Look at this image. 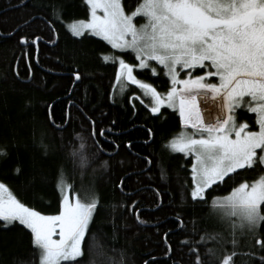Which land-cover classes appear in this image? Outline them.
Wrapping results in <instances>:
<instances>
[{"label":"snow or ice","instance_id":"obj_1","mask_svg":"<svg viewBox=\"0 0 264 264\" xmlns=\"http://www.w3.org/2000/svg\"><path fill=\"white\" fill-rule=\"evenodd\" d=\"M84 3L90 18L69 25V30L77 38L99 37L115 50L104 55L103 61L118 64L120 93L127 90L125 84L135 85L150 99V104L144 100L141 103L156 119L164 117L162 109L178 112L182 131L165 147L170 156L183 154L190 158L192 186L188 194L195 204L208 206L209 217L215 221L213 229H208L191 219L189 232L184 218H178L179 228L188 236L181 244L188 250L192 264H236L242 246L246 249L245 264H264V175L253 182L235 183L248 170L264 172V0H139L131 13L124 0ZM39 6L51 7L53 18L61 19V5H45L41 0ZM39 39L34 38L32 43ZM26 42V38L21 39L22 44ZM28 55L31 57V50ZM127 55L134 56L132 63L124 59ZM148 72L153 77L168 78L170 88L166 94L139 79ZM73 75L75 82L83 81L78 71ZM245 113L255 114L254 125L243 118ZM46 119L63 139L71 124L70 112L59 124L52 111ZM87 119L95 150H86L84 136L70 135L68 155L82 176L91 169L95 177L94 165L105 155V142L100 137L114 130L96 132L95 121ZM149 135L154 137L151 130ZM39 147L47 156L50 149L43 133ZM126 147L131 148V142ZM7 149L6 143L0 144V158L9 156ZM112 158L100 163L103 172L109 170ZM142 162L148 171L152 170L151 156L145 155ZM15 171L20 174L21 169ZM160 172L164 179L163 166ZM229 181L233 187L228 195L208 200ZM118 187L123 189L124 182ZM82 191V196L76 193L70 197L76 189L62 166L56 178L58 210L47 215L43 204L26 205L0 183V228L30 232L40 264H96L100 246L92 228L105 204L94 185L82 187ZM138 194H129L128 199ZM111 207L115 209L116 205ZM137 207L138 203L134 204L131 211ZM118 231L113 220V240Z\"/></svg>","mask_w":264,"mask_h":264},{"label":"trees","instance_id":"obj_2","mask_svg":"<svg viewBox=\"0 0 264 264\" xmlns=\"http://www.w3.org/2000/svg\"><path fill=\"white\" fill-rule=\"evenodd\" d=\"M40 3L41 0H0V144L6 143L9 153L6 159L0 158V183L26 205L43 204L44 214L54 215L60 198L56 178L63 166L76 189L70 192L72 195L82 196V187L94 185L104 201L105 207L92 228L100 246L96 264H120L121 259L123 264H192L188 250L181 244L188 236L179 228L178 218H184L189 232L191 219L208 229H213L215 221L209 217V207L195 204L188 194L192 186L190 158L183 154L170 156L165 147L182 131L178 112L162 109L164 117L156 119L141 103L144 100L150 104V99L135 85L125 84L127 90L120 93L116 82L118 64L103 61L104 55L115 50L93 36L74 37L68 29L69 24L88 19L84 0H43L45 5L62 6L60 20L53 18L51 7L42 8ZM124 3L131 12L139 0ZM36 37L40 39L33 44ZM22 38L27 42L22 44ZM124 59L133 62L132 55ZM77 71L82 82L74 80L73 73ZM139 79L153 84L162 95L170 88L165 76L157 78L148 72ZM49 111L54 112L57 124L70 112L71 124L63 139L49 127ZM88 117L95 121L96 132L114 130L100 137L105 142V155L94 165L95 177L91 169L82 176L68 155L70 135L84 136L86 150H95ZM243 118L254 125L255 114L245 113ZM41 133L49 145L47 156L39 147ZM129 142L131 148L126 147ZM145 155L154 160L151 171L142 162ZM109 156L114 158L108 161L109 170L103 172L100 163ZM160 166L166 169L164 179ZM17 167L20 174L15 171ZM260 175L264 172L248 170L235 183L253 182ZM121 181L123 189L118 187ZM232 187V181L221 185L208 200L228 195ZM136 193L139 194L128 199L129 194ZM137 203L139 207L131 211ZM111 205H116L115 209ZM113 220L119 227L115 240ZM245 250L243 246L239 249L236 264H245ZM0 264H40L30 232L0 228Z\"/></svg>","mask_w":264,"mask_h":264},{"label":"rangeland","instance_id":"obj_3","mask_svg":"<svg viewBox=\"0 0 264 264\" xmlns=\"http://www.w3.org/2000/svg\"><path fill=\"white\" fill-rule=\"evenodd\" d=\"M87 5V4H86ZM87 8H88V5H87ZM135 10V9H134ZM133 10V11H134ZM132 12V11H131ZM131 12H129V13H131ZM90 18V12H89V8H88V19ZM87 19V20H88ZM87 20H84V21H87ZM143 22V21H142ZM73 23H76V22H73ZM73 23H71V24H73ZM71 24H69V25H71ZM69 25H68V29H69ZM90 36V35H89ZM94 37V36H93ZM96 38H98L99 39V37H96ZM101 40V39H100ZM103 41V40H102ZM105 42V41H104ZM106 43V42H105ZM114 50V49H113ZM133 61H134V56H133ZM154 63V62H153ZM151 73V72H150ZM117 82V81H116ZM151 102V101H150ZM179 122H180V118H179ZM180 125H181V122H180ZM182 126V125H181ZM70 197H75V195H72L71 193H70ZM54 239H58V237H54Z\"/></svg>","mask_w":264,"mask_h":264},{"label":"water","instance_id":"obj_4","mask_svg":"<svg viewBox=\"0 0 264 264\" xmlns=\"http://www.w3.org/2000/svg\"><path fill=\"white\" fill-rule=\"evenodd\" d=\"M38 42V41H37ZM37 42L35 44H37Z\"/></svg>","mask_w":264,"mask_h":264},{"label":"flooded vegetation","instance_id":"obj_5","mask_svg":"<svg viewBox=\"0 0 264 264\" xmlns=\"http://www.w3.org/2000/svg\"><path fill=\"white\" fill-rule=\"evenodd\" d=\"M139 101H140V98H139Z\"/></svg>","mask_w":264,"mask_h":264}]
</instances>
